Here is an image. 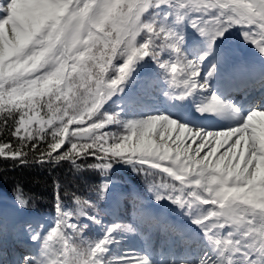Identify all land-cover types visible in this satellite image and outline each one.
I'll use <instances>...</instances> for the list:
<instances>
[{
  "label": "snow or ice",
  "instance_id": "6c2138e0",
  "mask_svg": "<svg viewBox=\"0 0 264 264\" xmlns=\"http://www.w3.org/2000/svg\"><path fill=\"white\" fill-rule=\"evenodd\" d=\"M233 31L264 61V0H0V158L99 173L72 209L55 184L20 264H264V97L231 96ZM248 76L264 90V63ZM121 165L186 217L182 254L129 250L137 228L105 222Z\"/></svg>",
  "mask_w": 264,
  "mask_h": 264
},
{
  "label": "trees",
  "instance_id": "16d2710c",
  "mask_svg": "<svg viewBox=\"0 0 264 264\" xmlns=\"http://www.w3.org/2000/svg\"><path fill=\"white\" fill-rule=\"evenodd\" d=\"M229 45L232 48L233 46H243L246 59L255 60L259 66L264 63L256 49L243 44L238 32H232L229 38ZM7 139H9L7 133L0 134V140L6 141ZM111 178L119 182L120 195L117 202L113 205L114 215L105 217V222L118 220L124 223H131L136 227L137 232L127 234V242L123 245V247L134 251L133 244L140 242V233H143L152 222L151 219L148 222L146 220L148 216H144L149 208V200L152 199L151 194L148 192V186L152 182V178L145 180L142 175L123 165L115 168ZM155 179L156 182H159V177ZM56 183L61 185L62 196H65V192L68 193L65 196L64 203L69 209H72L74 204L71 193L75 192L82 198L88 196L91 186L99 183V173H75L67 162H63L56 167L47 165L21 166L14 164L11 160L0 158V192H3L6 197V202L2 207L13 205L18 209L19 205L16 197L22 194L29 201V206L24 211L18 210L21 214L26 212L38 214L44 218H49L53 222ZM163 203L167 202L160 204ZM87 234L89 237L94 236L95 226Z\"/></svg>",
  "mask_w": 264,
  "mask_h": 264
},
{
  "label": "rangeland",
  "instance_id": "374dc122",
  "mask_svg": "<svg viewBox=\"0 0 264 264\" xmlns=\"http://www.w3.org/2000/svg\"><path fill=\"white\" fill-rule=\"evenodd\" d=\"M241 58V55L239 54L238 56H234L233 60H234V64L236 65V71L238 73V79H243V78H249L248 76V70L249 69H254L255 72L257 73V71L259 70L257 68V66L255 65L254 61H245L244 64V71H241L240 67L238 66L239 60ZM262 91V90H261ZM260 103V101L256 100V102L254 103V105H258ZM221 123L223 124H227V121H221ZM112 183L114 185V187L112 188V193H111V203L112 205H114L117 200L119 199V184L118 182H116L115 180L111 179ZM1 197H0V203L3 204V202L5 201V197L4 194L1 193ZM2 208H0V231H2V233L4 232V229H6V237H5V241L0 245V264L3 263L2 261V256H3V251H5V248L7 249L8 245H5L8 242V238L9 235L14 233L15 238L13 240L12 243L19 241L22 243L23 246H26L27 248H29V251H33L35 249V245H33L30 241L29 242H25L26 241V237H27V223L32 225L33 229H37L41 224L45 226V228H47L49 225H51V222H47V220H43L40 217H37L35 215H30V214H24V215H19L16 211V209L14 207H7L4 210H1ZM150 214H153L156 218H158L159 214H164L167 213L168 218L167 223L169 225H175L176 227H186L187 226V220L186 217L184 216H180L179 215V210L177 208H175L174 206H171L169 208V212L166 211L165 207H161L159 209H153L152 211L149 212ZM155 218V219H156ZM20 225H17L19 224ZM23 223V224H21ZM159 223V222H158ZM18 227H17V226ZM14 230V231H12ZM10 232V234H9ZM174 234V233H173ZM159 235H161V232L159 233ZM157 236H158V232H154L153 234H147L144 237V245H143V250L144 249H149L150 243L152 244L153 241L157 240ZM168 243L166 245H163V243L161 244H153L150 252L153 254V258L160 260V259H170V257L168 256V250L170 247L174 248L177 252V254H182L179 252V248L178 245L176 246V243L179 241L178 236H171V238L168 237ZM173 244H175V246H173ZM156 249V251H155ZM25 254V253H24ZM9 256H7V260L9 261ZM23 256V254H22ZM21 252L20 254H18V256L13 257V262L10 264H16L18 262V264H20L21 261ZM9 264V262H8Z\"/></svg>",
  "mask_w": 264,
  "mask_h": 264
}]
</instances>
